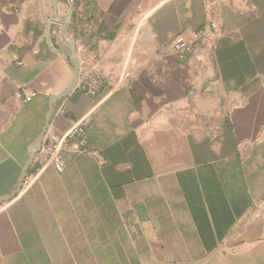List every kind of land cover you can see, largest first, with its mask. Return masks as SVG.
<instances>
[{
  "label": "crops",
  "instance_id": "obj_1",
  "mask_svg": "<svg viewBox=\"0 0 264 264\" xmlns=\"http://www.w3.org/2000/svg\"><path fill=\"white\" fill-rule=\"evenodd\" d=\"M102 54L130 79L76 86L42 146L82 121L103 163L64 148L22 184L71 58ZM0 264H264V0H0Z\"/></svg>",
  "mask_w": 264,
  "mask_h": 264
},
{
  "label": "built area",
  "instance_id": "obj_2",
  "mask_svg": "<svg viewBox=\"0 0 264 264\" xmlns=\"http://www.w3.org/2000/svg\"><path fill=\"white\" fill-rule=\"evenodd\" d=\"M139 29L137 28L136 32H138ZM221 35L222 30L219 24L216 21L211 20L205 27L199 30L193 31L189 34L182 33L177 35L172 45L173 51L180 61H185L194 53H208L211 51L215 46L214 42ZM106 59L107 55L102 54L97 60L81 61L79 80L77 83L78 90L88 96L94 97L102 91L108 82H114L115 86H120L130 79L131 73L128 70V66L121 73L112 72L106 74L104 68V62ZM14 60L17 65H22V62L18 60L17 55H14ZM31 98V96L27 97L26 101H30ZM55 139L56 142L54 144L50 146H42L36 154L34 158L36 172L41 171V169L49 165L54 166L58 172H62L65 164L61 151L64 148H68L69 151L74 154L93 156L101 164L104 161L99 152L89 149L87 132L82 121L74 123L67 132L59 138L55 137Z\"/></svg>",
  "mask_w": 264,
  "mask_h": 264
},
{
  "label": "water",
  "instance_id": "obj_3",
  "mask_svg": "<svg viewBox=\"0 0 264 264\" xmlns=\"http://www.w3.org/2000/svg\"><path fill=\"white\" fill-rule=\"evenodd\" d=\"M68 1H71V0H68ZM68 22V21H67ZM71 63L74 67H72V70H73V73H74V78H73V81L71 83V85L69 86V88L63 92L62 94L58 95V96H55L53 97L51 100H50V112H49V115H48V119H47V122H46V125H45V128L42 132V135L40 136V138L38 139L36 145H35V148L33 149L31 155H30V158H29V161H28V164H27V167H26V170H25V174H24V177H23V183L27 177V174H28V171H29V168L32 164V162L34 161V158L36 156V154L39 152V150L42 148V145H43V139L48 131V128H49V125H50V122H51V119H52V116H53V109H54V105L55 103L60 100L61 98L67 96L70 92H72L76 86H77V83H78V80H79V62L77 61V59L75 57H72L71 58ZM22 183V184H23ZM11 198L7 199V200H10Z\"/></svg>",
  "mask_w": 264,
  "mask_h": 264
}]
</instances>
